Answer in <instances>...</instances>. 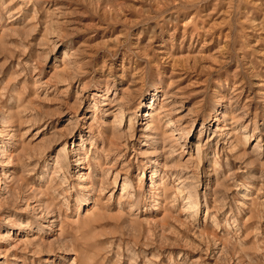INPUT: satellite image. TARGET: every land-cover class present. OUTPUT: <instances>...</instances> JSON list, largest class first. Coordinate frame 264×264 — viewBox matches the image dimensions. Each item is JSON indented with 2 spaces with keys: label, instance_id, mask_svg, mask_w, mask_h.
Segmentation results:
<instances>
[{
  "label": "rangeland",
  "instance_id": "rangeland-1",
  "mask_svg": "<svg viewBox=\"0 0 264 264\" xmlns=\"http://www.w3.org/2000/svg\"><path fill=\"white\" fill-rule=\"evenodd\" d=\"M0 264H264V0H0Z\"/></svg>",
  "mask_w": 264,
  "mask_h": 264
}]
</instances>
